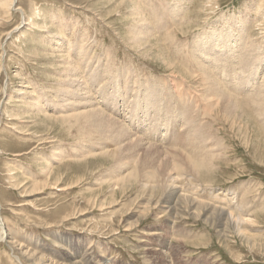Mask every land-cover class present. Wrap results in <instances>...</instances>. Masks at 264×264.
<instances>
[{"label": "rangeland", "instance_id": "1", "mask_svg": "<svg viewBox=\"0 0 264 264\" xmlns=\"http://www.w3.org/2000/svg\"><path fill=\"white\" fill-rule=\"evenodd\" d=\"M134 1L18 0L21 10L0 14V202L7 229L13 231L11 239H3L0 234V264H72L74 260L66 256L69 251L77 258L75 264H264V125L250 108L237 120L238 124L225 119L223 108L205 118L212 123L211 131L222 138L223 152L216 171L206 174V186L214 193L213 199L218 197L226 206L234 196L239 205L234 204L233 213L246 204L245 212L253 219L244 224L242 233L227 218L210 223L179 216L157 219L153 212L144 219L137 218L132 215L137 199L148 196L137 190V186L125 195H117L116 205L110 207L115 212L108 215L113 210H107L104 205L111 202L105 197V203L101 204V199L108 194V183L123 172L115 166L114 158L105 154L116 153L118 141L97 134L96 128L82 117L77 121L69 116L61 117L79 104L57 114L52 107L47 108L52 116L40 113L34 105L37 99L41 101L38 91L42 87L54 98V90L63 88L59 83L64 81L68 66L60 56L61 42L84 45L93 58L91 61L111 58L114 70L133 65L143 77L152 80L150 76L156 75L165 81L167 76L175 74L180 84L195 91L202 87H196L200 84L192 81L191 73L182 69L188 77L175 69L171 71L165 65L166 59L173 58L180 65L178 58H194L196 35L220 31L229 24L237 31L239 25L231 21V17H236L244 18L249 24L241 47L254 48L264 63V0H178L183 12L176 21L168 13L176 0H146V4L145 0ZM134 4L140 5L141 16L153 25L154 8L169 7L166 26L157 29L161 33L156 32L158 36L148 44L140 43L141 46L129 32L130 24L136 21V15L132 14ZM22 18H26L25 22ZM32 20L37 24H32ZM19 25L21 28L15 29ZM193 65L188 63L189 69L195 71ZM260 66L257 67H264ZM110 79L106 77V82ZM86 83L92 86L88 80ZM104 83L98 92L93 90L99 102H104ZM160 92L159 88L156 95ZM131 96L130 91L122 90L114 94L116 105L111 109L128 115L130 131L137 128L143 133L151 132L154 126L150 122L156 115L145 109V102L140 104ZM56 97L59 100L62 94ZM131 107L132 119L129 118ZM216 113L217 117H213ZM156 117L164 122L172 118ZM101 124L109 133L116 129L113 121L105 120ZM178 126L174 121L171 127L160 128V141L153 143H164L163 147L167 148ZM90 140L111 145L110 152L97 149L98 154L93 155L95 147ZM85 151L89 156L81 157ZM47 161L52 163L49 168ZM48 170L52 176L47 180ZM187 183L186 193L193 191L191 180ZM54 185L60 188L53 189ZM203 188L194 192H202ZM205 191L198 196L203 197L208 192ZM208 199L213 202L209 195Z\"/></svg>", "mask_w": 264, "mask_h": 264}, {"label": "bare ground", "instance_id": "2", "mask_svg": "<svg viewBox=\"0 0 264 264\" xmlns=\"http://www.w3.org/2000/svg\"><path fill=\"white\" fill-rule=\"evenodd\" d=\"M132 1L134 0H130V2ZM17 2L18 0H0V14H10L11 9L19 10ZM146 3L148 2L145 0ZM138 4L136 6L134 4L135 7L132 8L133 13H131L136 15V21L133 25L130 24L129 30L132 35L131 38L138 45L143 42L148 44L151 38L158 36L156 32L159 31L157 29L161 26H166L168 18L166 10L169 7H171V10L168 11L169 16L175 21L178 20V17L183 12L182 3L178 2V0L169 7H162L160 10L154 8L152 17L155 20V24L153 25L150 24L146 17L141 16L142 9ZM222 18L224 19V16ZM22 19L25 22L26 18ZM233 20V24L239 25V30L237 31L229 24L227 28L220 31L212 30L196 35L192 49L194 58H178L177 60L181 62L180 65L173 58L166 59L165 65L171 71L175 69L188 77L190 75L195 84H200L196 87L202 88L195 89L196 92L180 84L175 74L167 76L168 81H165L163 77L159 78L156 75L150 76L152 80L145 78L141 72H137V68L133 65L118 67L116 68L117 70H114L111 58H107V60L105 58H95L94 61H91L93 58L86 51L87 49L85 50L84 45L79 47L78 43L77 45L73 42H61V46L58 48L61 53L60 56L65 58L64 62L68 66V69L64 67L67 72L64 81L59 83L63 88L61 91L54 90L56 93L54 98L49 97L46 93L47 90L42 87L38 91L41 94V101L37 99L34 105H36L40 113H44L45 116H52L47 108L50 109L52 107L53 113L57 114L61 110L71 108L75 103L79 104L77 109L69 112V114H61V117L69 116L75 121L82 117L87 123L96 128L97 134H103L109 139L118 141L117 152L109 153L111 145L104 142H91L90 140V143L94 144L95 147L93 155L98 154L97 149L109 153L105 154V156L111 159L114 158L115 166L123 172V174H116L115 177L117 179L108 183V194L103 196L100 203H105V197L111 203L109 206L104 205V208L108 210V208L115 206L119 199L117 195L123 193L125 195L127 190L134 189L137 186V190L148 194L147 198L142 197L139 199L138 197L137 199L136 210L132 213L137 218L144 219L151 212L154 213L157 219L162 216L175 219L179 216V218L202 219L207 223L217 218H227V222H231L242 233L245 231L244 224L252 221L253 218L249 217L251 214L245 212L247 206L243 202L240 207L236 206L235 213L232 212L234 204L239 205L234 196H232L229 206L223 204L225 202L218 201V197L213 199L214 193L208 190L210 187L206 186L208 181L205 178L206 174L209 175L210 172L216 171L217 166H219L217 161L223 153L221 149L222 138H217L215 133L212 132L213 130L211 131L212 123L209 124L208 121H205L209 114L223 108L225 119L235 124L238 119L240 120L245 116L247 108H250L254 115L261 120L259 122L264 125V70L262 71L264 67H261L264 63H262L260 54L255 53L254 48L245 50L241 47L245 41V34L249 30V24L245 23L244 18L231 17V21ZM32 21V24H37V21ZM17 28H21L20 25L15 29ZM167 30L168 28L166 27L165 31ZM168 33L169 31L166 32V34ZM205 46H208V48L205 49ZM78 48H80V51H77ZM161 60L165 61L164 58H161ZM257 61H259L258 64L261 65V68L257 67ZM188 63L189 65H196L195 71L189 69ZM182 69L191 74L188 73V75ZM126 75L129 79L126 78ZM106 77H110V81L106 82ZM154 77L156 78L155 80H153ZM93 78H95V81ZM131 79L137 82L132 83ZM87 80L91 82L94 89L86 83ZM103 83L102 91H106L104 102H99V98L93 90L98 92ZM105 86H107V90ZM169 86L171 87L169 88ZM193 86L195 85L190 84V87ZM159 88L161 92L157 96L156 92ZM121 90L124 92L130 91L132 99H137L138 103L143 104L145 102V109L150 111L152 115L172 118H168L167 122H164L157 121V117L154 116L150 122L154 129L149 133H143L137 128L135 131H130L129 128L131 129V127L127 121L128 115L116 113L111 109V106L116 105L114 94ZM6 93L8 92L6 91ZM59 93L62 94V97L59 100L57 99V101L56 98L58 97L56 96H59ZM148 101H150V104ZM132 111L131 107V116H129L131 119ZM213 117H217V113ZM105 120L113 121L116 125L113 133H109L108 128L102 127L101 122ZM174 121L179 126L168 147H163L164 143L162 145L153 143V140L160 141L158 130L164 128L165 125L171 127ZM259 129L261 130V127ZM102 131L105 133H102ZM85 156H89L87 151L81 155V157ZM46 164L47 168L52 166L49 161ZM45 176L48 180L51 178L52 172L48 170ZM95 179H98V176ZM179 180L182 182H179ZM186 180H191L193 184V191L190 189L188 193H186L188 184ZM202 186H205L203 189L208 192L206 193L207 195L203 193L204 196L200 197L198 194L201 195L202 192L206 191L201 192L199 190L196 193L194 190H198ZM58 187L54 185L52 188L57 189ZM101 191H94L93 194ZM158 195L160 196L154 199ZM208 195L212 198V203L208 201ZM1 207L0 202V234L3 239H11L13 231L7 229L5 219L1 215ZM125 207L121 208L123 213H125ZM114 212L113 210L108 215L112 216ZM38 240L40 239L38 238ZM68 246L70 247V245ZM66 256L75 261L76 256L73 252L69 251ZM74 261L72 264H75ZM83 261L81 260V262Z\"/></svg>", "mask_w": 264, "mask_h": 264}]
</instances>
